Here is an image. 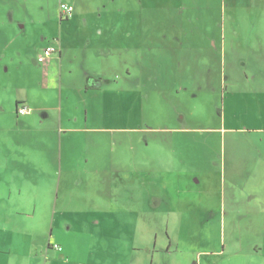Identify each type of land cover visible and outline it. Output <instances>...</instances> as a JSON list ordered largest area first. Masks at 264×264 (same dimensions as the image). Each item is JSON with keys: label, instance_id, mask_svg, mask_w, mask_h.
I'll use <instances>...</instances> for the list:
<instances>
[{"label": "rangeland", "instance_id": "obj_1", "mask_svg": "<svg viewBox=\"0 0 264 264\" xmlns=\"http://www.w3.org/2000/svg\"><path fill=\"white\" fill-rule=\"evenodd\" d=\"M263 122L264 0H0V240L34 242L0 264H195L241 230L229 154Z\"/></svg>", "mask_w": 264, "mask_h": 264}, {"label": "crops", "instance_id": "obj_2", "mask_svg": "<svg viewBox=\"0 0 264 264\" xmlns=\"http://www.w3.org/2000/svg\"><path fill=\"white\" fill-rule=\"evenodd\" d=\"M94 84L98 85L97 83ZM100 85L101 83H99V86ZM99 86H96L95 89H98ZM91 89V85L86 87V90ZM20 101L21 99L16 102V111L17 103ZM226 123L227 122L225 120V128L222 130H229L226 128ZM262 124H264V122ZM184 130L187 131L188 129L186 128ZM241 130L242 129H239L238 131ZM258 130L261 132L258 133L259 137L255 135H248L247 138L249 140H243L245 143H249L250 148L253 149V152L251 154L248 153V156L246 157V162L249 166H246L243 154L236 152H231L229 154L230 164L233 166L232 177L238 180L237 183H240V185L243 186L238 189V193L240 195H238V193L235 194L233 202H231L230 205L228 203V213L232 221H236L240 224L239 226L241 230L238 232H231L229 234L224 232L223 248H216V250H209L206 252H198L194 257L195 264H264V127ZM226 139L227 134L221 135L220 140L223 143V146H226ZM226 157L227 155L224 153L222 158L224 168L227 165ZM63 164V153H57L55 160L50 158L49 164L48 160H45L44 158V162L41 164L42 169L37 171L35 168L30 169L27 167L23 157L18 156L17 160L14 161L13 165L9 166L8 169L14 170L15 173L19 172L22 174H47L48 167L52 166H57L60 172H62ZM241 169L248 170L249 176H243L240 172ZM252 178H255L254 184L246 187L245 189L244 185H249L248 182H250ZM243 179H245L246 182L241 183ZM9 199L11 198L9 197ZM4 203V201L0 200V205ZM163 203V199H158V202H154L153 206H161ZM225 207L227 208L224 203V208ZM228 213L226 210L224 215L225 220ZM207 214L210 217L214 216L210 207H207ZM21 237L22 234L18 232H15V235L12 234L11 239L9 240V247L6 245L8 242H6V244H2L4 243V240H0V257H9L13 255L14 248L17 246L23 247L26 245L28 246L29 244L31 246L34 245L32 238L27 236V234L25 245ZM56 246H59L62 251H59ZM49 248L57 250L58 252L64 251L59 243L49 244ZM107 255H111V252ZM68 259L69 257H67V261ZM106 264L117 263L107 262ZM130 264L132 263L130 262Z\"/></svg>", "mask_w": 264, "mask_h": 264}, {"label": "built area", "instance_id": "obj_3", "mask_svg": "<svg viewBox=\"0 0 264 264\" xmlns=\"http://www.w3.org/2000/svg\"><path fill=\"white\" fill-rule=\"evenodd\" d=\"M75 12V8L71 4H61L60 6V15L62 18L68 19L70 18ZM58 49L53 47L46 48L39 56L38 62L40 64L46 63L48 59H50L54 54L58 53ZM31 108L26 103L22 102L17 108L18 116H27L31 113ZM59 251L62 249L59 246H56Z\"/></svg>", "mask_w": 264, "mask_h": 264}, {"label": "trees", "instance_id": "obj_4", "mask_svg": "<svg viewBox=\"0 0 264 264\" xmlns=\"http://www.w3.org/2000/svg\"><path fill=\"white\" fill-rule=\"evenodd\" d=\"M21 103H22V102H18L17 105H18V104L20 105Z\"/></svg>", "mask_w": 264, "mask_h": 264}, {"label": "flooded vegetation", "instance_id": "obj_5", "mask_svg": "<svg viewBox=\"0 0 264 264\" xmlns=\"http://www.w3.org/2000/svg\"><path fill=\"white\" fill-rule=\"evenodd\" d=\"M19 104L17 105V108H18Z\"/></svg>", "mask_w": 264, "mask_h": 264}]
</instances>
